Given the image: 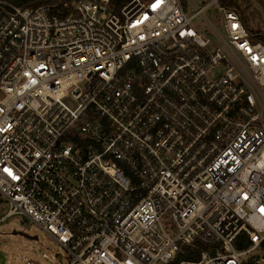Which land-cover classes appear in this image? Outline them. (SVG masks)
Masks as SVG:
<instances>
[{"label": "built area", "instance_id": "obj_1", "mask_svg": "<svg viewBox=\"0 0 264 264\" xmlns=\"http://www.w3.org/2000/svg\"><path fill=\"white\" fill-rule=\"evenodd\" d=\"M186 1L0 0L3 220L69 264H264V43Z\"/></svg>", "mask_w": 264, "mask_h": 264}, {"label": "rangeland", "instance_id": "obj_2", "mask_svg": "<svg viewBox=\"0 0 264 264\" xmlns=\"http://www.w3.org/2000/svg\"><path fill=\"white\" fill-rule=\"evenodd\" d=\"M196 1L202 7L211 0ZM183 2L187 6V1L183 0ZM206 15L214 23H219L220 15L217 5H211ZM247 16L253 29L264 31V0H251ZM64 102L70 107L76 104L71 97H67ZM8 210V203L0 195V264H28L29 262L32 264H69L71 262L68 253L34 223L22 216L3 220ZM14 232L18 234L13 235ZM28 237H38V240Z\"/></svg>", "mask_w": 264, "mask_h": 264}, {"label": "trees", "instance_id": "obj_3", "mask_svg": "<svg viewBox=\"0 0 264 264\" xmlns=\"http://www.w3.org/2000/svg\"><path fill=\"white\" fill-rule=\"evenodd\" d=\"M72 1V0H70ZM129 0H110V9L112 12H118ZM221 4L229 9L239 11L241 13L244 23L251 34L256 37V41L264 43V31L261 29L255 30L250 26L247 16L248 7L251 0H221ZM244 7V9L242 8Z\"/></svg>", "mask_w": 264, "mask_h": 264}, {"label": "water", "instance_id": "obj_4", "mask_svg": "<svg viewBox=\"0 0 264 264\" xmlns=\"http://www.w3.org/2000/svg\"><path fill=\"white\" fill-rule=\"evenodd\" d=\"M18 233L17 232H14L13 235H17ZM20 235H23L22 233H20ZM32 240H38V237H28Z\"/></svg>", "mask_w": 264, "mask_h": 264}]
</instances>
